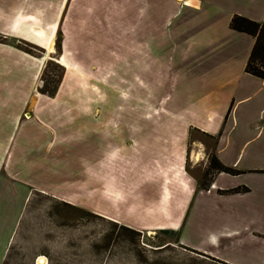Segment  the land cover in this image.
I'll return each mask as SVG.
<instances>
[{
  "label": "crops",
  "instance_id": "1",
  "mask_svg": "<svg viewBox=\"0 0 264 264\" xmlns=\"http://www.w3.org/2000/svg\"><path fill=\"white\" fill-rule=\"evenodd\" d=\"M66 3L0 0L2 31L42 47L32 29L48 33L40 23H57ZM135 13L124 21L136 24L135 111L143 122L123 128L115 161L111 100L98 92L99 81H64L50 96L40 90L42 59L0 44V264L17 210L32 191L26 171L49 162L58 170L79 124L93 136L87 191L95 194L96 119L109 126L103 134L110 137L99 179L110 202L99 206L103 215L146 231L177 232L179 244L226 264H264V78L246 70L256 37L231 27L235 15L262 23L264 0H137ZM144 22L153 28L148 50ZM102 101L108 117L103 105L95 111ZM80 102L89 104L87 112ZM212 155L237 172L214 171L202 185ZM238 187L248 189L233 191ZM40 189L78 205L70 193ZM124 210L143 218L125 220Z\"/></svg>",
  "mask_w": 264,
  "mask_h": 264
},
{
  "label": "rangeland",
  "instance_id": "2",
  "mask_svg": "<svg viewBox=\"0 0 264 264\" xmlns=\"http://www.w3.org/2000/svg\"><path fill=\"white\" fill-rule=\"evenodd\" d=\"M104 3L109 6L106 10ZM136 3L137 0H67L57 23H40L47 27L49 34L40 27L32 29L42 47L3 32L5 27L0 25V44L20 48L42 59L41 92L55 96L64 81H99L98 92L105 93L111 100L109 126L113 132V161L119 157L116 141L123 128L135 129L137 123L143 122L137 119L135 111L136 24L124 21L136 15ZM51 26L55 27L52 32ZM141 26L144 49L148 50L153 28L150 22ZM165 26L171 27V23L166 22ZM162 32L164 30H160V34ZM53 40L51 54L48 45ZM149 56L145 54L144 58ZM80 104L87 112L89 104ZM99 104L95 105V111L98 113L103 105L108 117V104L103 101ZM147 122L145 120L144 125ZM91 126H95L96 141L95 194L91 192L89 196L87 191V145L88 138L93 139V136L79 124L73 130L78 129L80 135L73 145L64 147L58 170H51L50 167L56 168V165L49 162L48 167L39 163L26 171L27 177L32 178L28 184L32 191L24 207L17 210V229L1 264H42L40 257L45 259L44 264H226L179 244L177 232L146 231L119 222V217L113 216L117 219L113 220L102 214L101 208L110 207L99 180L105 173L104 153L110 137L103 134V127L108 126L103 121L96 119ZM210 177L206 172L201 184H206ZM40 188L59 189L66 196L70 193L78 205L44 194ZM122 216L133 221L143 218L128 210H124Z\"/></svg>",
  "mask_w": 264,
  "mask_h": 264
},
{
  "label": "trees",
  "instance_id": "3",
  "mask_svg": "<svg viewBox=\"0 0 264 264\" xmlns=\"http://www.w3.org/2000/svg\"><path fill=\"white\" fill-rule=\"evenodd\" d=\"M231 27L239 31L250 33L256 37L250 58L247 62L246 70L264 78V21L261 23L245 16L235 15L231 20ZM214 171L237 172L236 169L221 163L217 156L212 155L210 157V167L207 171V175L212 174ZM247 189L246 187H238L233 189V191Z\"/></svg>",
  "mask_w": 264,
  "mask_h": 264
},
{
  "label": "bare ground",
  "instance_id": "4",
  "mask_svg": "<svg viewBox=\"0 0 264 264\" xmlns=\"http://www.w3.org/2000/svg\"><path fill=\"white\" fill-rule=\"evenodd\" d=\"M54 40L51 41V43L48 45V50L50 51V53L52 54L54 52ZM39 262L44 264L45 263V259L43 257H40Z\"/></svg>",
  "mask_w": 264,
  "mask_h": 264
}]
</instances>
